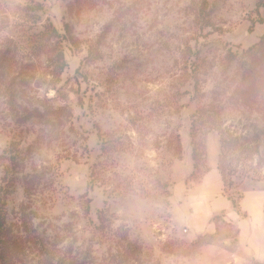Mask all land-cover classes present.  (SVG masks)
<instances>
[{
  "label": "rangeland",
  "instance_id": "obj_1",
  "mask_svg": "<svg viewBox=\"0 0 264 264\" xmlns=\"http://www.w3.org/2000/svg\"><path fill=\"white\" fill-rule=\"evenodd\" d=\"M263 34L264 0H0V264H264L181 211L264 189Z\"/></svg>",
  "mask_w": 264,
  "mask_h": 264
},
{
  "label": "crops",
  "instance_id": "obj_2",
  "mask_svg": "<svg viewBox=\"0 0 264 264\" xmlns=\"http://www.w3.org/2000/svg\"><path fill=\"white\" fill-rule=\"evenodd\" d=\"M217 176L219 177L220 186L215 191L208 190L213 181L209 179L207 172L203 176V181L201 185L200 197L204 198L205 209L203 210H181L185 211V216L181 215V218L188 219L187 221L192 226L193 230L196 232L200 228L197 222H208L209 216L211 213L223 212L226 211L227 217L234 221L238 222L241 228L243 237L250 235L255 226L262 227L264 224V189L257 188L251 189L245 192L243 198L239 202L240 210L247 212L249 219H241L240 212L235 209L231 201L224 197L222 192V178L219 170L216 168ZM215 178V177H214ZM189 212V213H188ZM240 218V219H239ZM208 226V224H207Z\"/></svg>",
  "mask_w": 264,
  "mask_h": 264
},
{
  "label": "trees",
  "instance_id": "obj_3",
  "mask_svg": "<svg viewBox=\"0 0 264 264\" xmlns=\"http://www.w3.org/2000/svg\"><path fill=\"white\" fill-rule=\"evenodd\" d=\"M255 46H258V48L264 50V34L262 35L260 41H259ZM192 144H193V143H192ZM194 155H195V146L193 145V154H192L193 158H194ZM232 206H233L235 209H237L238 212L241 211V210H240V207H239V204H236L235 202H232ZM0 211H1V210H0ZM0 217H1V216H0ZM1 218H2V217H1ZM0 223H2V220H1Z\"/></svg>",
  "mask_w": 264,
  "mask_h": 264
},
{
  "label": "built area",
  "instance_id": "obj_4",
  "mask_svg": "<svg viewBox=\"0 0 264 264\" xmlns=\"http://www.w3.org/2000/svg\"><path fill=\"white\" fill-rule=\"evenodd\" d=\"M182 232H184V233H188V232H189V228H188V227H183V228H182Z\"/></svg>",
  "mask_w": 264,
  "mask_h": 264
}]
</instances>
